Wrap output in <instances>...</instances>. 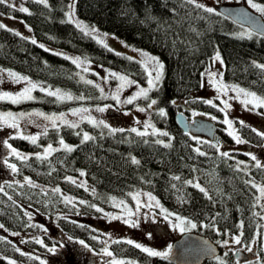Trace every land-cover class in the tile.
Instances as JSON below:
<instances>
[{"label":"trees","instance_id":"obj_1","mask_svg":"<svg viewBox=\"0 0 264 264\" xmlns=\"http://www.w3.org/2000/svg\"><path fill=\"white\" fill-rule=\"evenodd\" d=\"M258 1L264 5V0ZM24 2L29 9L27 13L19 11L20 6L16 4L15 7L0 4V11L23 18L41 42L71 50L97 65H106L139 81L144 80L145 70L137 58L107 44L105 47L66 18L68 0H47L46 4L39 0ZM215 9V13L207 12L190 0H76L75 11L86 23L151 52L162 61L164 69L159 84L140 101L156 99L153 120L165 127L169 135L149 133L140 136L132 132V128H119L123 131L111 133L83 120L76 127L66 123L50 127L40 134L35 144L21 136H10L15 146L29 152L25 161L12 156L19 169L17 175L29 176L37 187L25 181L6 183L4 192H0V224L11 230H29L31 224L23 204L30 205L48 215L58 213L57 226L64 235L83 240L97 249L101 241L93 239L97 237L95 229L75 218L78 206L75 202L67 203L65 195L86 200L89 206L92 203L106 205L109 196L125 197L130 190L140 186L152 191L170 213L195 222L197 228L192 231L213 240L223 237L225 232H242V243L249 245L259 224V215H254L259 209L257 189L253 184L264 180V136L259 135L264 131L240 121L233 134L220 131L228 140L236 136L243 139L244 146L260 159L262 167L258 168L251 157L242 153H237L240 156L236 157L231 153L222 155L223 152L214 146V140L193 139L192 131L181 130L174 121L180 106L173 101L183 97L188 98L193 108L215 116L223 115L220 107L206 103L203 96H192L202 88L203 73L216 49L223 58L225 80L264 96V69L258 67L259 62L264 63V35L252 30L251 38L239 36L238 33L250 28L245 30L240 23ZM9 29L0 28L1 67L29 75L43 85L83 94L84 99L61 100L36 89L33 99L19 103L0 99V107L54 112L104 101L95 83L81 79L83 74L79 66L70 58L46 45L41 48L39 41L33 44V39L22 34L18 36L17 31ZM161 108L166 115H160ZM84 132L94 139L83 141ZM61 138L74 150L69 152L58 146L57 151L47 157L36 156L43 144L58 143ZM196 148L205 155L197 153ZM132 157L140 163L133 164ZM237 157L246 158L248 164L239 166ZM81 172L85 175L81 176ZM73 176L85 178L89 186L96 189L92 191L86 186L80 187L81 183L65 179ZM176 176L180 179H173ZM188 180L193 184H187ZM195 183H199L207 194L194 187ZM57 187L60 193L53 191ZM241 221L242 228L239 227ZM205 224L215 227H204ZM30 241L32 245L40 246L35 240ZM113 241L111 251L132 259L130 264H178L169 256H152L127 240ZM17 248L13 241L0 236L1 253L39 262L34 258L36 256L24 255ZM217 256L226 264H264L261 251L244 263H240L231 250H221ZM217 256L201 264H220Z\"/></svg>","mask_w":264,"mask_h":264},{"label":"rangeland","instance_id":"obj_2","mask_svg":"<svg viewBox=\"0 0 264 264\" xmlns=\"http://www.w3.org/2000/svg\"><path fill=\"white\" fill-rule=\"evenodd\" d=\"M24 1L25 0H12V3L20 7H26ZM75 2L76 0H68L66 18L70 20L68 17V13L71 10L73 13L71 21H75V24L77 22H82L83 25L88 26L89 29H97L95 33L90 34L98 41L104 40V44H107L116 50L129 53L131 56L137 58L144 67L145 78L144 80L139 81L125 72L116 71L106 65H97L93 61L88 60L87 58L79 55L76 52L74 53L71 50L62 49L57 46L49 45L45 42H41L35 37L31 27L25 22L23 18L0 11V23H3L4 25H6V27L17 31L30 39H35L36 41H39V43H41L42 45H46L45 47L63 54L64 56L70 58L72 61L79 58L80 63L75 64L79 66V70L83 74V77L81 79L87 81L91 80L93 81V83H95V85L99 84L100 87L104 90L103 93H101L100 89L98 88L101 98L104 99L103 102L92 105H79L62 111L47 112L38 109L0 107V113H13L17 117L16 122L20 126L19 128H12L10 127V124L12 122L11 120H9L8 124H4L3 120H0V187L4 188L5 184L8 182L25 181L24 177L18 176L17 172L13 173L11 169H9L7 165L3 163V159H8L9 163H15L12 160V156L9 155L10 149H8L2 143V141L4 140H7L8 143H10L12 147L17 149V151H19L20 153L29 155V152L24 151L15 146L10 141V136H36L38 140L40 134H42L44 131L54 125L56 126L59 124L66 123L70 125L75 124L77 126L83 120L90 121L91 123H93L92 121L94 120L96 123L93 124L101 128L104 127L108 130H110L111 128H137L138 131L142 132L144 131L145 124H151L154 125L156 129H159L160 132H167V129L165 127L156 124V122L153 120L152 113L157 110V105L155 104L151 108H148V104L153 98L148 101H140V98L142 97L141 96L135 101H133V103L131 104L125 102L128 98L135 95V93L138 92L141 88L149 89L148 72H152L153 78L156 75L155 69L152 66L151 61H147L149 67L145 68L144 63L147 58L144 57L142 53H148L151 56L155 57L158 56L144 49L134 47L123 41L121 38L111 33H106L97 28L96 26L86 23V21H84L77 15L75 11ZM253 2L256 4L263 5V3L258 0H253ZM197 3L203 4L205 5V7L212 8H218V6L221 4H244L250 10L262 15L264 19V13H260L257 9L252 8L251 5L248 3V0H197ZM70 5L73 6L71 9L69 7ZM241 25L245 30L249 29L246 24ZM217 51L220 53L219 49H216V51L213 53L209 60V64L206 68L207 71L205 70L203 73L202 88L198 91L193 92L192 96H203L206 101L211 100L213 101V104L220 108H224V101L227 100L230 107L225 109L223 115L220 117L193 108L191 105H189L187 97L177 98L175 100V103L180 106L179 111H182L186 114L189 125L192 128L197 129L196 131H191L193 136L198 138V140H214L215 145H219V147H217L219 151L231 153V155H235V157L236 155H238L237 153H242L244 156H247V158L252 157L254 153L251 150H248L246 146H244L245 143L243 139L239 137L243 142L236 143V139L233 138L232 140H228L225 138V136L221 135L220 131L232 133L235 132L237 121L249 123L257 127L258 129L264 131V108H256L253 105L245 106L243 101L246 99V97L244 95H238L235 91L232 90L231 87H229L226 92H220L218 87L211 82L209 72H216L217 76L215 77V79L219 80V73H223L224 69V62L220 63L218 61L213 60V57ZM220 56L222 58L221 53ZM160 62L162 61L160 60ZM259 63L264 64L262 62ZM85 68H87V71L84 70ZM9 71L18 73L21 76H26L32 83H35L37 85V87L33 89L31 93L33 97L35 95V90L40 89L41 87L45 88V92L47 93L59 89L60 95L71 94L73 96V99L84 96L83 94L76 93L71 90L43 85L29 75H24L14 69L1 66L0 93L8 92L15 95L23 91L25 87L29 86L28 81L22 80L20 82H16L11 76L8 75ZM112 72H115L119 75H125L130 80L135 81V83L125 84L124 87L120 89L119 93H117V88L121 82L117 77L110 75V73ZM159 82H157V85L159 84ZM222 83L227 84L229 86H239L240 88H243L248 92H255L237 83L227 81L224 77H222ZM255 93L257 94V96L264 97L258 92ZM117 94L120 96L119 103L115 99H113V96ZM56 97L59 98V96ZM98 108H105V110L101 112L97 110ZM140 108H145L146 111L141 112L139 111ZM74 109H88L89 111L77 112L76 114H74ZM20 113H24L25 115L21 117ZM36 113H44V115L41 116L37 115ZM193 113L198 114L194 115ZM61 114L64 115L63 120L59 119ZM53 115L57 117V119H46V117ZM212 117H216V119H212ZM225 119L233 121V126L231 129H229L228 125L224 123ZM100 121H103V124H100ZM105 125H107V127H105ZM210 128L212 131H216V133L215 135L209 137L206 135L207 133L205 131L210 130ZM148 133H153V129L151 127L148 128ZM48 144H52L53 148L61 146L59 142H48L46 144H43L41 149L37 153L43 155L44 150L47 148ZM258 160L260 161V159ZM239 161H242L243 163L238 164ZM237 164L241 167H245L248 162L244 157H237ZM72 178L78 183H84V185L92 191L96 189L93 185L89 186V184L83 177L73 176ZM253 185L264 186V180L255 181ZM256 189V196L258 197L260 193L257 187ZM136 191H140L142 193L151 192L152 195L156 197V195L152 191L140 186L135 187L128 193H134ZM65 196L73 198V202H75L78 206V210L75 213V218L89 224L95 229L96 236L101 241V246L97 249H94L90 246V244L85 241L83 244H81L80 241L83 240L67 237L66 235H64L57 226L56 219L58 213L48 215L36 210L30 205L23 204V207L25 208L27 213L31 216V219H29L28 215L31 228L25 231H18L11 230L4 226L3 228H0V236L13 241L18 246V248L22 250V252L32 254L34 256H39L40 260H37L39 261L38 263H33L28 262L23 258H16L14 256H9L0 252V264H11V261H15L16 264H41L42 260L46 261L47 264H108V262L113 259H122L126 261V264H130L131 262H133L132 259L116 255L111 251L110 243L113 240H132L134 244L139 243L143 247L150 248L153 251L166 252L168 251L169 246H171L172 248L173 242L177 238H179L183 233L178 228L173 227L174 223H178V221H176L175 219V216H171L168 219H165V213L161 212V209L159 207H156L155 205H153V207L144 206V204H146L148 201L147 196H141V207L139 208L138 212L136 210V201L129 195L125 197L109 196L107 199L108 204L106 205L97 203L90 204L96 205L99 208H103L104 212H98L96 208L89 206L86 200H79L68 194H66ZM112 197L116 198V202L124 200L128 208H130L135 214L129 217L123 205H121L120 207L115 206V203L111 200ZM156 199L159 201L160 205L165 208V206L160 202L157 197ZM81 200L86 201L87 203H79V201ZM262 205H264V198H261L258 201L259 224L256 234L249 245H245L243 243L237 245L233 243L232 238L239 234H234L230 232H225L223 237H218L214 240L216 243L225 239L229 240L228 246H224L223 244L217 243L221 247L222 251L231 250L235 252L238 249L242 250L244 255L242 258L239 259L240 263H244L247 260L255 258L260 251L264 256V207H262ZM168 213L170 212L168 211ZM113 216H116L118 218L113 219ZM128 219L132 221H137V225L133 226V224L131 223H125V220ZM45 229L47 231H45ZM192 230L194 229H191L190 231ZM13 233H19V235H13ZM37 239H42L44 241V244H40L39 247L32 245V241L30 240L36 241ZM45 245H47L48 248L55 247L56 251L49 252L48 248H46ZM245 246L251 248L252 251L245 250ZM104 247H107L109 251L113 253L112 257H108L101 252V249Z\"/></svg>","mask_w":264,"mask_h":264},{"label":"snow or ice","instance_id":"obj_3","mask_svg":"<svg viewBox=\"0 0 264 264\" xmlns=\"http://www.w3.org/2000/svg\"><path fill=\"white\" fill-rule=\"evenodd\" d=\"M39 2L43 3V4H46L47 0H39ZM190 2L192 4H194L197 8H202V9H204L207 12H210V13H215L216 12L215 8L205 7V5L197 3V0H190ZM248 3L251 5L252 8L257 9L260 13H264V5L256 4V3L253 2V0H248ZM0 4H7L9 7H15V4L12 3V0H0ZM69 7L71 9L73 6L70 5ZM19 11L27 13V12H29V9L26 8V7H20ZM68 17H69L70 20H72L73 13H72L71 10L68 13ZM73 22H75V21H73ZM76 26L82 28L85 31L86 34L95 33L97 31V29H95V28L89 29L88 26L83 25L82 22H77ZM0 28H6V25H4L3 23H0ZM260 34L264 35V33H260ZM16 35L19 36L20 33L17 32ZM105 35H107V34H105ZM238 35L241 36V37L247 36L248 38H251L252 35H253V31L251 29H249V30H247L245 32L238 33ZM99 42L101 44H104V40H100ZM32 43L35 44L36 40L33 39ZM104 46L107 47L106 44H104ZM40 47L43 48L44 45L41 44ZM142 55L147 58V60L144 63L145 68L149 67V64H148L147 61H151L152 62V66L154 67L155 72H156V75H155L154 78H153L152 72H148V77H149L148 85H149V89H150V88L156 87L157 82H159L161 80V77H162V74H163L164 65H163L162 62H160L158 57L151 56L148 53H142ZM129 59H132V58L129 57ZM213 60L214 61H218L220 63H223L222 58L220 56V53L218 51L215 53V55L213 57ZM73 62L79 64L80 63L79 58H77ZM258 67H260L261 69H264V64L258 65ZM84 70L87 71V68H85ZM8 75L11 76L16 82H20L22 80L23 81H28L29 86L25 87L23 89V91L15 94V95H13L12 93H8V92L0 93V99H8V100H11L13 103H19L21 100H31V99H33V96H32L31 93H32L33 89H35L37 87V85L35 83H32L29 80L28 77L21 76L18 73H15V72L9 71ZM110 75L114 76V77H117L119 79V81L121 82L120 85L117 88V93H119L120 89L123 88L125 84H133V83H135V81L130 80L125 75H119V74H117L115 72L110 73ZM216 76H217L216 72H209V77L211 78V82L218 87L220 92H226L229 89V87H231L232 90L235 91L238 95L242 94V95H244L246 97V99L243 101L245 106L253 105L256 108H264V97L257 96V94L255 92H248L245 89L240 88L239 86H236V85L229 86L227 84L222 83L223 73H219V76H220L219 80L215 79ZM86 82L89 83V84L93 83V81H91V80H88ZM95 86L100 89L101 93H103L104 90H103V88L100 87L99 84H96ZM149 89L141 88L138 92L135 93V95H133L130 98H128L125 102L131 104V103H133V101H135L137 98H139L141 96L147 98ZM40 91L43 92V91H46V89L41 87ZM48 94L52 95V96H59V99H61V100H64V99L72 100L73 99V96L71 94L60 95V90L59 89H57L56 91H50V92H48ZM77 99H84V97H82V96L81 97H77ZM113 99H115L119 103L120 96L117 94V95L113 96ZM205 102L209 103V104H213V101H211V100H208V101H205ZM173 103H175V101H173ZM155 104H157V101L155 99H152L150 101V103L148 104V108H151ZM213 106H215V105H213ZM228 107H230V105L228 104V101L225 100L224 101V108H221L220 111L224 112L225 109H227ZM97 110L103 112L105 110V108H98ZM87 111H89V110L88 109H74L73 113L76 114L77 112H87ZM139 111L143 112V111H146V109L145 108H140ZM159 112H160V115H162V116L166 115L165 110L162 109V108L159 109ZM36 114L37 115H41V116L44 115V113H36ZM193 114L197 115L198 113H193ZM24 115H25L24 113H20L21 117H23ZM46 119L55 120V119H57V117H55L53 115V116L46 117ZM59 119L63 120L64 119V115L61 114ZM212 119H216V117H212ZM0 120H3L4 124H8L9 120H11L12 122L10 124V127H12V128H19L20 127L19 124L16 122L17 121V117L13 113H7V114L0 113ZM92 122L96 123L94 120ZM99 123L103 124V121H100ZM224 123L226 125H228L229 129H231L232 126H233V121L232 120L225 119ZM241 123H243V122L241 121ZM71 126L72 127H76L75 124H72ZM105 127H107V125H105ZM150 127L153 129V134H160V135H163V136H168L169 135V133H167V132H160L159 129H156L154 127V125H151V124H145L144 125V131H142V132L138 131L137 128H132L131 131L132 132H136L140 136H146V135L149 134L148 133V128H150ZM116 131H123V129H115V128H111L110 129L111 133H114ZM229 134L231 135L233 133L230 132ZM259 135L264 136V132H260ZM23 138L31 140V142L33 144H35L37 142V137L36 136H24ZM91 139H94V137H91L88 133H84L83 134V141H88V140H91ZM193 139H196V137H193ZM235 139H236V143H242L243 142L239 138V136H236ZM2 143L8 149H10L9 155L18 157L22 161H25V160H27L29 158L26 154H22L19 151H17V149L13 148L12 145L10 143H8L7 140L2 141ZM59 143L64 149H66L69 152L74 150L71 146L67 145L63 141L62 138L60 139ZM157 143H162V141H157ZM214 146L215 147H219L218 144L214 145ZM54 151H57V149L53 148L52 144H48L47 148L44 150L43 156L47 157L48 155H50ZM195 151L197 153H199L200 155H205V153L200 152L199 148H196ZM222 155L228 156L229 153L223 152ZM36 156L39 158L41 156V154L37 153ZM251 158H252L253 161H255L256 166L258 168L262 167L260 161L256 158V156L253 155ZM3 163L5 165H7V167L9 169H11V171L13 173H16V172L19 171V169L17 168V165L15 163H9L8 159H3ZM132 163L133 164H139L140 162L135 157H132ZM242 163H243L242 161L238 162V164H242ZM80 174H81V176L85 175V173H83V172H81ZM65 179L70 181V182H72V183H76V181L72 177H66ZM173 179L179 180L180 177L176 176V177H173ZM24 180H25V182L28 185H30L32 187H37V185L29 177H24ZM16 183L19 184V181H17ZM186 183L187 184H193V181L192 180H188V181H186ZM9 186H11V185H9ZM79 186L80 187H85L84 183H81ZM193 186L198 188L201 192H205V194H207L206 190L203 187H201L199 183H195ZM254 186L259 189L260 195L257 197V200L259 201L261 198H264V186H260V185H254ZM173 187H175V185H173ZM53 191L56 192V193H60L61 192L60 188H58V187L53 189ZM0 192H4V188L3 187H0ZM5 195H7V193H5ZM128 195L131 196L136 201V210H137V212L139 211V208L141 207V196L142 195L143 196H147L148 201H147L146 204H144V206L145 207H153V205H155L156 207H159L161 209V212L165 213V219H168L171 216H175V219H176V221H178V223H174L173 224L174 228H178L181 232L190 231L191 229L197 228V224L192 222L188 218L180 217V216H178V215H176L174 213H168L167 209L163 208V206L160 205L159 201L156 199L155 196L152 195L151 192L142 193L140 191H136L134 193L130 192V193H128ZM9 199H11V197H9ZM209 199H211V197H209ZM64 200L67 203H72L73 202V198L68 197V196H65ZM111 200L115 203L116 207H120L121 205H123L125 207V209L127 211V215L129 217H131V216H133L135 214V213L132 212V210L130 208H128V206H127V204H126V202L124 200H120L119 202H116V198L115 197H112ZM79 203L85 204L87 202L81 200V201H79ZM90 206L93 207V208H96V210L98 212H104L103 208H99L96 205H90ZM262 207H264V205H262ZM25 214L29 215L28 213H25ZM107 215H111V214H107ZM217 215H219V214H217ZM254 215H259V213H254ZM112 218L113 219H117L118 217L113 216ZM29 219H31L30 215H29ZM125 223H131V224H133V226H136L138 222L128 219V220H125ZM3 227H4V225L0 224V228H3ZM204 227H215V226L214 225H210V224H205ZM239 227L240 228L243 227V221L240 222ZM215 230L217 232L220 231L218 228H216ZM45 231H47V230L45 229ZM13 235H19V233H13ZM242 235H243V233L241 232L239 235L234 236L232 238V242L237 244V245L241 244L242 243V241H241V236ZM93 239H97V237L94 236ZM116 242H118V241H113V243H116ZM36 243L43 245L44 241L42 239H37ZM80 243L83 244L84 241H80ZM127 243L133 244L134 242L132 240H128ZM217 243L223 244L224 246H228L229 245V240L225 239L223 241H218ZM45 247L48 248L47 245H45ZM135 247L136 248H142L143 246L141 244H139V243H136ZM245 250L252 251V249L247 247V246H245ZM17 251H20V249L17 248ZM48 251L49 252H55L56 248L55 247L48 248ZM143 251L149 253L152 256H164V257H167L170 254V252H171V246H169L168 251H166V252L153 251L152 249L147 248V247H143ZM101 252L104 255L108 256V257H112L113 256V253L111 251H109V249L107 247L102 248ZM23 254L24 255H28V253H23ZM225 255H227V252L225 253ZM34 258L37 259V260H40L39 256H36ZM216 259L220 261V264H226V261L223 260L221 257L217 256ZM11 264H16V262L15 261H11ZM41 264H47V262L42 260ZM108 264H126V261H124L122 259H113V260H110L108 262Z\"/></svg>","mask_w":264,"mask_h":264},{"label":"water","instance_id":"obj_4","mask_svg":"<svg viewBox=\"0 0 264 264\" xmlns=\"http://www.w3.org/2000/svg\"><path fill=\"white\" fill-rule=\"evenodd\" d=\"M218 9L234 21L246 24L251 30L257 33H264V19L262 15L250 10L246 5L221 4L218 6ZM174 121L183 131L197 130L189 125L188 118L182 111L174 114ZM205 132L211 135L209 130ZM220 251L221 247L208 235L196 231H185L173 242L169 258L178 264H201L206 259L217 256ZM234 255L240 259L244 253L238 249L234 252Z\"/></svg>","mask_w":264,"mask_h":264},{"label":"flooded vegetation","instance_id":"obj_5","mask_svg":"<svg viewBox=\"0 0 264 264\" xmlns=\"http://www.w3.org/2000/svg\"><path fill=\"white\" fill-rule=\"evenodd\" d=\"M209 132L211 133V135H209L208 133H207V134L205 133V134H206L207 136H209V137L212 136V135H215V133H216V131H212V130H211V131L209 130ZM202 133H203V132H202ZM205 134H204V135H205Z\"/></svg>","mask_w":264,"mask_h":264}]
</instances>
